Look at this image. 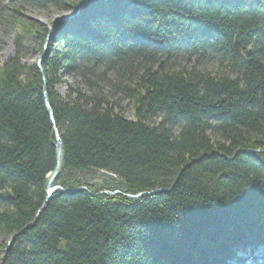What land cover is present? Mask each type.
<instances>
[{
  "label": "trees",
  "instance_id": "16d2710c",
  "mask_svg": "<svg viewBox=\"0 0 264 264\" xmlns=\"http://www.w3.org/2000/svg\"><path fill=\"white\" fill-rule=\"evenodd\" d=\"M28 1L75 14L81 0ZM19 8L0 7L17 29L0 63V264H264V0H90L43 73L49 28ZM62 71L84 89L57 93ZM44 78L62 144L49 198Z\"/></svg>",
  "mask_w": 264,
  "mask_h": 264
},
{
  "label": "rangeland",
  "instance_id": "374dc122",
  "mask_svg": "<svg viewBox=\"0 0 264 264\" xmlns=\"http://www.w3.org/2000/svg\"><path fill=\"white\" fill-rule=\"evenodd\" d=\"M13 6L20 7V15L25 21L39 23L48 28L60 18L70 14L68 11L63 9L56 10L53 7L39 8L28 0H0V7L3 11L4 19L9 16L10 9ZM16 33L17 29L15 25L6 24V21L3 20L0 21V63L4 62L14 54ZM22 48L25 55L24 61H28L29 63L34 61L38 54V38L36 36H26L22 41ZM217 69L218 63L212 58L207 59V61L201 66V70H206L213 74L217 72ZM59 76L62 83L55 86L57 93L64 95L68 87L84 89L79 77L69 74L67 71H62ZM120 107L121 112L125 117L134 119V110L131 102L121 97ZM83 175V177L88 179L89 183H94L96 185H101L104 176H108L106 172L97 170H92ZM54 182L52 183V186H58L55 185ZM116 191L108 193L112 194L116 193Z\"/></svg>",
  "mask_w": 264,
  "mask_h": 264
},
{
  "label": "water",
  "instance_id": "95a60500",
  "mask_svg": "<svg viewBox=\"0 0 264 264\" xmlns=\"http://www.w3.org/2000/svg\"><path fill=\"white\" fill-rule=\"evenodd\" d=\"M90 0H81L79 5H78V8H77V12L75 14H69L67 16H64L62 18H60L59 20H57L56 22H54L52 24V26L49 28V34H48V38H47V41H46V44H45V48H44V52L43 54L38 58V67L41 69V62H42V59H43V55L47 49V43L49 41V39L51 38V36L53 35V33L59 29V27L61 25H63L65 22H67L68 20L70 19H73L74 17H76L77 15H79L80 11H81V8L82 6L88 2ZM41 72L43 73L42 69H41ZM43 98H44V104H45V107L47 108V111H48V114L50 116V120L53 124V127H54V130H55V134H56V163H55V168L53 170V172L51 173L50 177H49V180H48V183H47V198L50 197V195L56 190V189H61L63 190L62 188L58 187V186H52V183L55 181L58 173H59V169H60V165H61V159H62V144H61V140L59 139V137L57 136V130L55 128V125H54V118H53V114H52V110H51V107L49 105V102H48V99H47V88H46V81H45V78H44V84H43ZM118 192V191H116ZM139 195V194H138ZM137 195V196H138ZM18 233L12 235L8 242H7V245H6V248L4 249V254L2 256V260L4 258V255L6 254L7 250L11 247L13 241L15 240V238L17 237Z\"/></svg>",
  "mask_w": 264,
  "mask_h": 264
}]
</instances>
